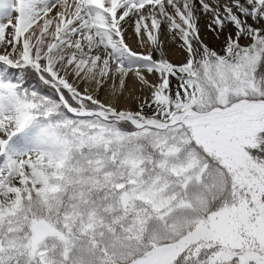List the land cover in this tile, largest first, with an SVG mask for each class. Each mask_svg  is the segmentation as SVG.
<instances>
[{
  "label": "snow or ice",
  "instance_id": "1",
  "mask_svg": "<svg viewBox=\"0 0 264 264\" xmlns=\"http://www.w3.org/2000/svg\"><path fill=\"white\" fill-rule=\"evenodd\" d=\"M0 264H264V0H0Z\"/></svg>",
  "mask_w": 264,
  "mask_h": 264
},
{
  "label": "bare ground",
  "instance_id": "2",
  "mask_svg": "<svg viewBox=\"0 0 264 264\" xmlns=\"http://www.w3.org/2000/svg\"><path fill=\"white\" fill-rule=\"evenodd\" d=\"M203 24H204V21H201L202 34H203L206 42H211L214 38L210 33L207 32L206 29H204ZM129 43H131V44H133V46H135L134 41L132 39H129ZM165 48H166V50H168L169 59L172 60L173 62H178L182 59L181 51L170 40H166Z\"/></svg>",
  "mask_w": 264,
  "mask_h": 264
},
{
  "label": "rangeland",
  "instance_id": "3",
  "mask_svg": "<svg viewBox=\"0 0 264 264\" xmlns=\"http://www.w3.org/2000/svg\"><path fill=\"white\" fill-rule=\"evenodd\" d=\"M208 37V36H207Z\"/></svg>",
  "mask_w": 264,
  "mask_h": 264
}]
</instances>
